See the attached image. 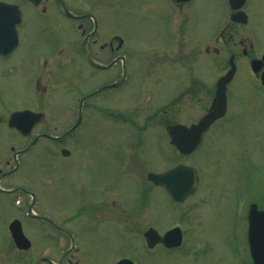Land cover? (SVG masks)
<instances>
[{
  "label": "rangeland",
  "instance_id": "374dc122",
  "mask_svg": "<svg viewBox=\"0 0 264 264\" xmlns=\"http://www.w3.org/2000/svg\"><path fill=\"white\" fill-rule=\"evenodd\" d=\"M123 1L125 12H120L117 7L111 9V20H115L112 27L125 31L126 48L131 51L128 56V69L131 71L123 88V102H120L125 108V113L120 110L124 119L115 123L116 118L112 115H106L109 117L106 121L96 116L95 120L100 121L93 124L87 118L77 130L80 135L87 133L89 139L75 148L72 186L76 180L84 184L88 178L93 183L109 179L110 189L109 222L104 224L106 222H101L99 217V220L84 223L93 228V233L83 236L87 253L80 263L113 264L117 256L126 255L136 259L138 264H248L241 209L244 205L247 209L251 202L259 208L264 204V89L249 70V61L237 52L236 76L229 85V109L220 120L223 130H217L224 136H211L215 126L204 135L205 140L194 154L186 158L172 153L161 127L164 120L148 119L156 107L165 108L167 104L171 110L179 109L175 119L181 115V120L192 121L203 114L200 105L209 98H201L199 103L197 96L189 93L191 98H188V93L181 95V91L188 86L197 90L198 82L209 89L227 69L226 59L230 54H226L225 47L220 48L218 55L204 50L205 45H213L216 31L227 21L225 0H192L187 13L185 9L183 13H176L162 4L161 7L159 0ZM252 19L250 24L254 26L256 18ZM170 20L172 31L167 23ZM248 27L246 24L238 29L246 31L250 29ZM256 38L264 48L263 30L256 32ZM39 46V43L23 44L14 52V62L22 54L29 57L37 52ZM261 48L256 45L253 51L258 53ZM2 80L5 81L4 76ZM93 81L96 83L97 78ZM41 82L49 85V90L43 93L35 91L31 77L14 76L11 87L0 94L3 118L0 123V160L10 157L17 148L26 144L6 126V119L14 110L27 108L45 114L43 124L37 125L33 134L40 131L57 134L67 127L70 109L65 107L58 111L54 101L62 100L61 95L64 98L69 96L64 94L68 85L63 90L58 85L56 88V81L45 76ZM107 98L104 100L110 106L118 104L117 94L110 100ZM64 100H70V97ZM163 112L159 109V114ZM44 145L51 147V151L55 150L48 141ZM41 148L42 145L38 144L18 156L20 166L13 181L38 180L34 186L39 187L44 186L40 182L48 184V178L40 177L45 175L41 168L43 164H54V160L45 157ZM177 162L194 165L201 179L198 190L181 204L171 202L161 188L146 180L147 172H157ZM52 169L55 171V166ZM63 170L70 171L66 166ZM20 172L30 178H22ZM51 180L54 184L55 179ZM2 181L4 184L10 180ZM77 186L81 185L77 182ZM2 198L6 199H0V264H27L26 254L16 251L9 236L7 225L10 220L7 219L13 210L7 207L8 198ZM73 205L71 200L65 207ZM14 210L12 217L19 219ZM177 220L182 221L190 238L196 237L195 244H202L204 256L183 255L182 251L168 253L158 248L148 253L143 238L131 232L144 231L150 225L160 231ZM23 223L27 236L35 245L54 244V241L48 242L44 235L47 234L46 226L40 229L31 227L27 220ZM80 224V220L75 219L70 229L78 232Z\"/></svg>",
  "mask_w": 264,
  "mask_h": 264
},
{
  "label": "flooded vegetation",
  "instance_id": "af4514ba",
  "mask_svg": "<svg viewBox=\"0 0 264 264\" xmlns=\"http://www.w3.org/2000/svg\"><path fill=\"white\" fill-rule=\"evenodd\" d=\"M1 1L15 4L17 7L18 15L1 13L0 23L7 20L11 24H15L18 42L9 53H0V94H4L7 88L11 87L10 84L14 77L15 69L21 70L20 75L22 74L23 77H31L35 91L41 90V93L49 90V85L43 84L41 79L44 76L46 79L53 78L56 81V88L58 85L63 90L68 85L64 94L69 96L64 98L61 95L63 99L55 100L54 105L59 107L58 111L67 107L68 110L70 109V115L68 116L67 127L62 132L57 134H50L46 131L34 134L32 132L28 137H24L27 142L25 147H28L24 152L30 151L36 145L41 144L43 155L52 161L54 160V164L43 165L41 168L45 175L44 177L40 175V177L48 178L46 181L48 184L40 182L44 186L39 187L34 186L38 180H26L27 182L22 183L13 181L12 178L16 175L15 172H17L19 165L18 159L13 158L14 166L12 165L11 167V162L8 158L4 162V166L7 169H0V192L2 194L12 195L13 193H19L23 195V206L27 211V217L21 212H17V216L22 220H27L33 228H41L44 225H48L57 237L66 241L64 247H56L55 243L51 244L49 254L39 258V252L45 245H35L33 240H31L30 247L21 252L27 256V264H81V258L87 253L83 236L93 233V228L84 223L91 220H99L100 217L101 222L105 221L106 223L104 224H108L107 222L110 219V189L109 179L93 183L88 178L84 184L81 180H76V184L72 186V165L76 161L75 148L89 139L88 134L80 135L77 130L87 118L93 124L100 121V119L106 121L109 118L106 115H112V118H116V121H113L115 123H120V120L124 119L122 112L125 113V108L120 102H123V88L128 82L129 72L131 71V69H127V36L122 28L115 29L112 27L115 20H111V16L113 17L111 9L117 7L123 13L125 10L124 1ZM238 1H240V9L246 14L247 20L245 23L249 21V18L255 16L259 17L257 23H264V0ZM159 2L169 8L166 0H159ZM225 5H227V2ZM184 9H187V5L176 8L181 13L184 12ZM171 10L173 11L172 7ZM187 10L185 13H187ZM235 11L237 9L230 10L224 14L228 15L226 23L216 31L213 45H205L204 50L208 54L218 55L220 48L225 47L227 54L230 55L235 56L239 52L247 60L258 57L262 53L253 51L255 40L257 39L254 30L257 27L254 26L252 30L239 31L238 27L242 28L245 25L231 18V14ZM17 19L18 21L14 23V20ZM219 21L220 19L217 18V22ZM120 23L124 24V21ZM10 33L12 35L11 30ZM37 43L40 44V49L37 52L32 53L29 57L22 54L14 62V52L23 47V44L32 45ZM260 52H264V49ZM90 59L100 64L101 67L90 62ZM18 67H21V69ZM62 72H65V75L60 77L59 74ZM94 72L99 75L96 83L92 79ZM3 76L5 81L2 80ZM198 84L197 90L194 86H188L187 89L181 91V95L188 93V98L197 96L196 99L199 103L201 98L211 99L214 87L206 89L204 84L200 82ZM189 93L193 95L189 96ZM71 94H73V97ZM115 94H117L118 104L110 106L104 99L108 97L107 99L110 100ZM68 97H70V100H64ZM200 106L203 107L202 112H204L207 108L206 101ZM159 109L164 112L159 114ZM171 109L169 104L165 108L156 107L149 113L148 119H163V123L167 125L191 123L202 114L195 120L184 121L180 119L181 115L179 118H174V115L176 116L179 113L178 108L176 110ZM96 116L100 118L97 121L95 120ZM43 121L37 123L36 126L43 124ZM114 133L121 134L120 132ZM46 141L55 147L54 151H51L49 146H43ZM62 151H65V153ZM54 166L55 171L52 169ZM64 166L69 167L70 171L63 170ZM45 169L48 170L45 171ZM25 177L26 179L30 178L28 175H25ZM52 178L55 179L54 184L52 183ZM7 179L10 180L8 183H1L2 180L6 181ZM77 182L81 186H77ZM54 191L55 198L53 200ZM71 200L74 201V205L66 208L65 204ZM112 204L115 205L114 201ZM75 219L81 222L78 232H73L70 229ZM131 232L136 234L138 230H132ZM173 248L175 247L168 248V250Z\"/></svg>",
  "mask_w": 264,
  "mask_h": 264
},
{
  "label": "water",
  "instance_id": "95a60500",
  "mask_svg": "<svg viewBox=\"0 0 264 264\" xmlns=\"http://www.w3.org/2000/svg\"><path fill=\"white\" fill-rule=\"evenodd\" d=\"M10 11L8 4L0 3V13ZM5 11V12H6ZM1 19V18H0ZM10 22L4 20L0 23V52H2L9 44L11 38H15V30L13 28V37L10 33ZM3 32V33H2ZM259 61L253 60L251 67L256 71L259 67ZM231 68L227 73L221 76L216 82V96L207 113L195 124L190 126L173 125L167 127V132L170 138V143L174 145L176 150L180 153L188 154L192 152L200 143L203 133L207 130L209 125L218 117L222 116L225 111V88L226 83L231 79L234 72V65L230 61ZM261 82L264 85V72L261 74ZM43 117L42 113H36L31 110L15 111L10 114L8 118V125L14 127L22 134H28L37 120ZM148 180L153 181L154 184L162 186L169 196L177 201L182 200L186 195L193 192L197 184L196 170L192 166L177 165L169 170L160 173L150 172L147 175ZM248 241L250 246V253L254 264H264V211L256 209L252 204L248 210ZM11 236L18 248H25L28 246V241L24 237L21 226L18 220H13L9 224ZM172 231L166 232L160 237L157 232L149 228L144 236L147 244L152 246L157 241H162L165 244L170 243L174 238ZM116 264H132L128 259H122Z\"/></svg>",
  "mask_w": 264,
  "mask_h": 264
}]
</instances>
